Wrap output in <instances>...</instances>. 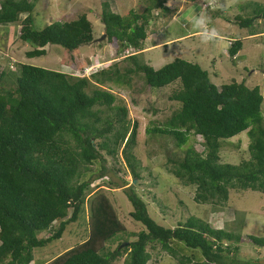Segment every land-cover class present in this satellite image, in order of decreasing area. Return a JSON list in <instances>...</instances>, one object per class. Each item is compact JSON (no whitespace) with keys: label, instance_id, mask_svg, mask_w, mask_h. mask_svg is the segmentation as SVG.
<instances>
[{"label":"trees","instance_id":"obj_1","mask_svg":"<svg viewBox=\"0 0 264 264\" xmlns=\"http://www.w3.org/2000/svg\"><path fill=\"white\" fill-rule=\"evenodd\" d=\"M36 1L1 0L0 26L20 22V40L33 47L26 52L28 58L44 56L47 45H57L65 51V65L77 64L74 53L94 40L92 22L81 14L38 28ZM147 2L142 12L130 9L127 15L112 11L108 2L103 4L101 21L119 60L92 70L90 76L30 63H20L11 72V60L5 62L6 70L0 73V264H114L122 257L123 264H148L158 247L177 264H264V259L240 261L231 256L241 235L214 228L200 217L191 215L175 226L160 224L134 185L125 192L133 206L130 216L144 227L139 232L126 229L104 192L91 194L93 180L109 171L106 156L116 158L120 149L133 179L142 178L133 153L139 123L127 119L126 105H119L121 100L113 92L133 88L135 75H141L150 88L176 85L169 99L179 108L162 122L152 121L146 128L149 136H168L176 147L188 144L192 135L203 138L202 152L189 146L182 159L170 152L165 164L182 185L195 187L196 203L225 205L232 189L264 193L260 87L235 79L217 85L209 70L181 57L159 68L141 62L137 54L144 49L152 14L160 19L162 13L170 17L176 13L167 0ZM248 5L251 15L235 18L242 28L254 26L260 15L264 18V4ZM22 14L26 16L21 20ZM242 46V39L231 42L232 60ZM127 61L131 64L121 65ZM91 85L94 88L88 92ZM242 133L249 140L248 156L238 163L222 162V143ZM96 161L98 174L88 178ZM86 204L87 238L47 262L35 261V250L60 239ZM46 230H51L49 236H38ZM250 239L264 247V236Z\"/></svg>","mask_w":264,"mask_h":264},{"label":"rangeland","instance_id":"obj_2","mask_svg":"<svg viewBox=\"0 0 264 264\" xmlns=\"http://www.w3.org/2000/svg\"><path fill=\"white\" fill-rule=\"evenodd\" d=\"M252 1L264 4V0H213V3L218 5L216 9H213L208 0H173L172 6L169 7L176 9L177 13L178 8L183 4L184 15L188 13L190 7L198 12L203 6L211 16V26L220 33V39L214 44H202L199 33L193 31L186 22L178 23L165 13H162L159 19L155 13L152 14L153 19L148 25V37L144 41V49L137 56L141 62L155 68L163 66L176 57L198 62L209 70L213 82L217 85L229 83L232 79L238 82L245 81L248 86L258 85L264 96V73L262 72L264 70V18L260 15L256 18L254 26L244 28L235 21L237 15L243 17L251 15L252 9L248 7V4ZM105 2L110 4L112 11L121 15H127L130 9L142 12L148 4L147 0H37L33 11L36 27L42 28L47 23L55 21H71L81 14H86L95 31L94 40L79 48L74 53L77 64L68 66L64 64V49L57 45H47V53L44 56L28 58L26 52L33 47L20 40L18 35L20 22L0 26V61L2 63L0 73L6 70L5 62L11 60L14 66L13 69L10 67L11 72H16L20 63H30L77 76H90L92 70L109 66L115 59L119 60V54L116 55V51L107 41L105 25L101 21ZM216 11L222 15H216ZM25 16L26 14H22L21 20ZM253 33L257 35L251 36ZM235 39H242L243 46L236 59H233L235 60L233 63L228 54V48ZM129 64H131L130 61L121 63L122 66ZM7 79L8 77L4 78V80ZM133 80V88H114L113 92L121 100L120 103L118 102L119 105H126L129 112L127 119L131 122L136 120L139 123L133 153L142 178L141 180L133 179L120 149L116 158L106 156L109 171L105 177L93 180L91 194L97 191L104 192L110 198L126 229L139 232L144 227L141 222L130 216L133 206L125 192L126 187L134 185L147 200L150 215L160 224L175 226L191 215L200 217L214 228H223L241 235V240L233 244L234 247L237 246L236 252L231 255H234V258L240 261L264 259V247L257 246L250 239L251 236H264V193L232 189L225 205L196 203L194 201L195 187L182 185L167 170L165 164L170 152L179 159L185 156L189 146L202 152L203 138L192 135L188 144L176 147L174 139L168 136H149L146 133V128L152 126V121L162 122L179 108L178 102L169 99L176 85L155 89L146 85L141 75H135ZM92 86L89 87L88 92L94 88ZM262 111L264 114V101ZM104 113L107 115L109 111L106 110ZM248 143L246 133L224 141L220 152L221 161L240 162L242 158L248 156ZM99 169L100 163L96 161L93 171H90L87 177L89 178L92 173L98 174ZM88 206V204L85 205L78 221L68 225L60 239L35 250V261L47 262L87 238ZM50 233L51 230H46L39 232L38 236L46 237ZM134 239L136 238H130V240ZM116 246L117 242L113 244V248ZM123 260L124 257L114 264H123ZM148 264H177V261L158 247L152 251V259Z\"/></svg>","mask_w":264,"mask_h":264},{"label":"clouds","instance_id":"obj_3","mask_svg":"<svg viewBox=\"0 0 264 264\" xmlns=\"http://www.w3.org/2000/svg\"><path fill=\"white\" fill-rule=\"evenodd\" d=\"M208 3L213 9L218 7V5L213 3V0H208ZM167 4L172 6L173 0H167ZM173 19L178 23L186 22L193 31L198 32L202 44H214L220 39V33L215 27L211 26V16L203 6L198 12L190 7L188 13L184 15V7L181 4Z\"/></svg>","mask_w":264,"mask_h":264},{"label":"water","instance_id":"obj_4","mask_svg":"<svg viewBox=\"0 0 264 264\" xmlns=\"http://www.w3.org/2000/svg\"><path fill=\"white\" fill-rule=\"evenodd\" d=\"M127 244H128V242H125V243L122 244V246H125V245H127Z\"/></svg>","mask_w":264,"mask_h":264}]
</instances>
